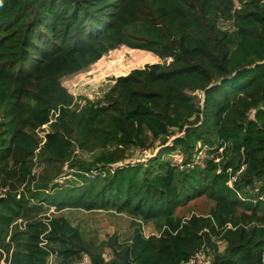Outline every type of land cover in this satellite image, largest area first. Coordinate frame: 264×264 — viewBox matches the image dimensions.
Returning <instances> with one entry per match:
<instances>
[{"label": "trees", "instance_id": "1", "mask_svg": "<svg viewBox=\"0 0 264 264\" xmlns=\"http://www.w3.org/2000/svg\"><path fill=\"white\" fill-rule=\"evenodd\" d=\"M118 44L172 60L132 69L101 98L73 104L59 79ZM3 77L11 89L0 166L26 159L33 130L56 110L39 155L67 164L81 184L42 200L126 211L135 224L127 243L108 238L106 260L53 217L47 232L39 223L25 232L13 253L20 264H48L51 254L70 264L84 252L90 264H192L202 244L212 264H264V0H0ZM76 148L92 158L76 164ZM131 148L157 151L124 162ZM200 197L213 202L207 213L177 215ZM13 204L22 203L0 199V245ZM156 218L160 233L146 237L143 222Z\"/></svg>", "mask_w": 264, "mask_h": 264}, {"label": "rangeland", "instance_id": "2", "mask_svg": "<svg viewBox=\"0 0 264 264\" xmlns=\"http://www.w3.org/2000/svg\"><path fill=\"white\" fill-rule=\"evenodd\" d=\"M238 5V2L235 3ZM224 29H230L227 21H222ZM171 58L160 59L149 50L132 48L125 44H118L104 51L98 59L93 60L82 68L63 75L59 83L72 96V103H83L84 99L96 100L113 84L114 78L126 75L130 70L143 68L150 63H170ZM11 83L5 78H0V125L5 127L7 119L3 114L2 107L5 106L9 96ZM200 94V93H198ZM56 110H51L49 120L33 130L37 145L31 153H26V159L22 154L11 158L0 166V199L19 200L20 206H15V211L9 218L8 225L3 232L4 245H0V264H20L13 257V253L21 249L19 241L25 239V232L39 223L40 228L44 226V233L49 230V221L53 217H64L71 228L79 231L84 242L93 248H101L102 255L106 260L110 259V249L107 241L110 236H115L119 244L128 242L133 231L134 219L131 213L126 211L117 212L109 210H86L81 208L65 207L57 210L50 202L43 201L44 197H64V189H70L72 185L79 186L80 178L74 176V172L67 166H49L39 151L45 141V133L50 123L54 120ZM155 150H142L131 148L127 151L124 162L145 161L154 155ZM153 152V153H152ZM93 154L81 153L77 148L73 151L71 159L78 163L87 162ZM120 163V162H119ZM77 170V169H75ZM72 173V174H70ZM47 184L44 188L43 185ZM57 184L56 188L51 185ZM230 185V180L228 181ZM59 189V190H57ZM60 191L59 196L57 192ZM213 202L207 197H200L191 201L188 205L179 208L177 215L180 217L190 216L191 213H207ZM161 220L156 218L143 222L144 230L148 233H160ZM161 228H160V227ZM40 237H44L43 234ZM220 250L224 243L219 242ZM53 246V244H51ZM83 254H88L84 252ZM82 254V255H83ZM59 258L51 254L48 264H59ZM72 263V262H71ZM70 263V264H71Z\"/></svg>", "mask_w": 264, "mask_h": 264}, {"label": "built area", "instance_id": "3", "mask_svg": "<svg viewBox=\"0 0 264 264\" xmlns=\"http://www.w3.org/2000/svg\"><path fill=\"white\" fill-rule=\"evenodd\" d=\"M82 153V152H81ZM205 156V150H201L198 153L197 156V161H201V159ZM170 158L173 160V162H175V164L179 165L181 162V158L178 154H171ZM243 166H241L240 171L243 170ZM234 180V178L230 179V184L231 181ZM144 235L147 237L152 233H148L144 230V228L142 229ZM191 263L192 264H212V254L210 253V251L206 248V246L204 244H202L200 246L199 249H197L193 255H192V259H191ZM71 264H90V259L89 256H87L86 254L81 255L80 259L72 262Z\"/></svg>", "mask_w": 264, "mask_h": 264}, {"label": "water", "instance_id": "4", "mask_svg": "<svg viewBox=\"0 0 264 264\" xmlns=\"http://www.w3.org/2000/svg\"><path fill=\"white\" fill-rule=\"evenodd\" d=\"M261 107V103H259L256 108L254 109V111L258 110Z\"/></svg>", "mask_w": 264, "mask_h": 264}]
</instances>
